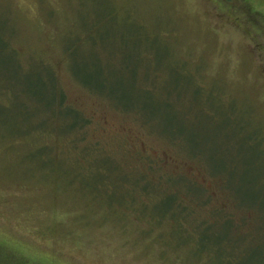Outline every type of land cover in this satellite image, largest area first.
<instances>
[{
  "label": "rangeland",
  "instance_id": "374dc122",
  "mask_svg": "<svg viewBox=\"0 0 264 264\" xmlns=\"http://www.w3.org/2000/svg\"><path fill=\"white\" fill-rule=\"evenodd\" d=\"M0 264H264V0H0Z\"/></svg>",
  "mask_w": 264,
  "mask_h": 264
},
{
  "label": "trees",
  "instance_id": "16d2710c",
  "mask_svg": "<svg viewBox=\"0 0 264 264\" xmlns=\"http://www.w3.org/2000/svg\"><path fill=\"white\" fill-rule=\"evenodd\" d=\"M76 82L78 85L82 86L85 89H89L91 91L95 90L93 88L94 85L95 86L98 85V84L93 83L91 80L87 81V80L82 79V78H79V80L76 79ZM44 86H45V82L42 81V82H40L36 85H33L31 87L33 100H31L30 104L31 105L33 104L34 106L35 105L40 106V107L38 106V108L34 107L35 108V116H36L35 118L39 119L41 116H43L45 114V112H47V113H49L48 120L50 121V123L54 124L56 121L59 120L56 117V115L65 116L66 120H61V121H62V123L64 121H68L70 123V124L68 123V129L70 130V133H71V135L68 134L66 137H68L69 139L73 138V137H75V138L82 137L80 143H84L86 140H88L86 130L91 125V120L89 118H87L85 116V114L83 113V109H82L83 104L78 103V106H77L75 103H72L70 100L68 101L67 93L64 92V89H61V87L59 86L58 78L55 74L53 75V77L50 76V78H49V86H50L49 91L51 92V95L49 97H46L44 94ZM41 106L43 107L45 112L41 111ZM132 113L137 115L139 112H136V113L132 112ZM19 115H20L19 116L20 119H24L27 116L26 110L20 111ZM19 120L17 122H19ZM69 125H70V128H69ZM36 131H39V129H37ZM90 142H94V141H90ZM95 143L97 145V142H95ZM78 147L81 150V145H79ZM152 162H153L152 164H148L149 170L152 169V166H156V168L158 167V169H160V170L163 168L162 165L160 163H158L157 161H152ZM100 171L105 172V171H110V170L107 169L106 166H101ZM164 174L169 179H177L178 175H179V174L177 176L172 175V173L169 171H164ZM180 175H181L180 177H183V179L186 180L190 185L191 184L199 185L196 182H194L193 180L189 179L186 175H182V174H180ZM199 186H201V185H199ZM201 187L205 189V187H203V186H201ZM159 188H161L162 190L165 189L164 194L169 192L168 191L169 188L166 187L165 185L161 186ZM102 191L107 192V190H104V189H102ZM155 191H157V190H155ZM143 192L147 193V188H145ZM207 192L208 191L205 189V195L208 197ZM152 193H149L148 195H151ZM160 193H161V191H157L155 200L159 197ZM139 197H141V194L139 195ZM137 199H139L138 196L136 198L131 199L129 202L141 203V201L137 200ZM187 203L189 205L193 204L196 206V204L194 202H189V199H186L183 196H179L178 202H175V204H178L179 207L182 206L183 208H184L183 204H187ZM206 203H207V205H210L209 204L210 203L209 197H208V201ZM226 220L229 221L230 223H232V225L234 226V222H233V220H231V218H229V219L226 218ZM234 229H236V226H234Z\"/></svg>",
  "mask_w": 264,
  "mask_h": 264
}]
</instances>
